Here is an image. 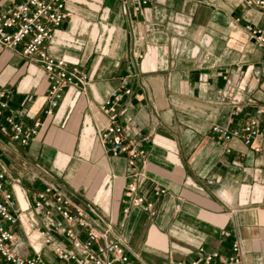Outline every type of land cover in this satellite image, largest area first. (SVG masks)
<instances>
[{
  "label": "crops",
  "instance_id": "obj_1",
  "mask_svg": "<svg viewBox=\"0 0 264 264\" xmlns=\"http://www.w3.org/2000/svg\"><path fill=\"white\" fill-rule=\"evenodd\" d=\"M19 1L0 0V10ZM123 3L67 1L73 15L47 52L80 66L89 82L66 89L51 116L43 69L0 45L4 114L41 125L26 146L0 130V168L23 211L17 249L57 263L39 238L30 240L37 220L31 194L48 180L98 208L141 264L189 263L200 246L225 253L234 240L242 264H264V135L246 145L211 132L241 126L264 105V55L244 29L262 17L244 0H128V13ZM123 77L132 94L121 100L118 122L147 149L139 192L154 206H130L128 214L126 158L98 136L107 123L101 103Z\"/></svg>",
  "mask_w": 264,
  "mask_h": 264
},
{
  "label": "built area",
  "instance_id": "obj_2",
  "mask_svg": "<svg viewBox=\"0 0 264 264\" xmlns=\"http://www.w3.org/2000/svg\"><path fill=\"white\" fill-rule=\"evenodd\" d=\"M68 0H22L13 2L0 10V45L9 51L20 54L43 69L48 82L46 91L47 115L51 116L64 98L65 90L83 87L88 74L77 64L53 57L47 52V44L53 33L73 15L67 6ZM123 1V0H122ZM142 3H146L143 1ZM247 8L256 9L262 17V24L244 25L249 40L264 55V0H244ZM138 8V7H137ZM136 8V10H137ZM128 0H124L122 12L128 13ZM239 20V18H238ZM127 77L121 78L117 89L112 90L101 103V110L106 115V125L100 130L99 137L108 144L113 155L125 156L128 164L125 187L123 214H128L130 206H147L152 209L153 202L139 192L141 173L139 163L147 154V149L129 140L118 118L122 111L121 100L132 94ZM8 102L0 94V117L3 121L0 130L9 140L26 146L38 134L41 127L39 120L24 125L14 116L4 114ZM264 114V105L253 108V113L239 127L223 128L213 125L214 132L223 142L239 138L250 145L257 137L264 135V124L259 121ZM260 145L255 151H260ZM6 169L0 168V264H50L39 250L32 256H24L17 249L20 241L16 229L23 214L17 200L7 188ZM44 189L34 191L31 208L37 220L32 232L39 238L40 247L49 250L55 256L56 264H141L138 255L128 249L124 237L114 234L110 223L104 221L98 208L88 203L83 205L74 200L72 195L56 186L52 181H45ZM164 192L163 190H161ZM31 243L35 242L31 239ZM225 252L207 251L200 246L196 257L189 263L178 264H242V249L238 240L230 244Z\"/></svg>",
  "mask_w": 264,
  "mask_h": 264
},
{
  "label": "rangeland",
  "instance_id": "obj_3",
  "mask_svg": "<svg viewBox=\"0 0 264 264\" xmlns=\"http://www.w3.org/2000/svg\"><path fill=\"white\" fill-rule=\"evenodd\" d=\"M31 239H34V240H35V243L38 241V240L36 239V236L34 235V233L31 235Z\"/></svg>",
  "mask_w": 264,
  "mask_h": 264
}]
</instances>
